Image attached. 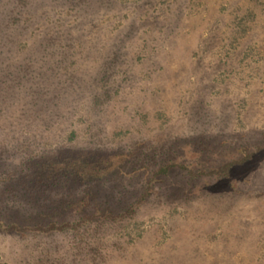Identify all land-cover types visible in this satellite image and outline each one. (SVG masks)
Returning a JSON list of instances; mask_svg holds the SVG:
<instances>
[{
  "label": "rangeland",
  "instance_id": "obj_1",
  "mask_svg": "<svg viewBox=\"0 0 264 264\" xmlns=\"http://www.w3.org/2000/svg\"><path fill=\"white\" fill-rule=\"evenodd\" d=\"M32 3L0 67V220L29 229L0 264H264V146L234 181L155 175L263 144L264 0Z\"/></svg>",
  "mask_w": 264,
  "mask_h": 264
},
{
  "label": "trees",
  "instance_id": "obj_2",
  "mask_svg": "<svg viewBox=\"0 0 264 264\" xmlns=\"http://www.w3.org/2000/svg\"><path fill=\"white\" fill-rule=\"evenodd\" d=\"M32 2H34V0H0V67L2 65V62L6 60L7 64L3 66L4 68L3 67L2 68L8 71L7 76L10 75L9 70L15 68V65L11 63V60H8L11 59L9 58V55L13 53V51L11 50V48L6 49L5 46L3 45L6 42L9 43L15 42L16 40L15 33L16 31L18 32V26H19L18 23L21 22L22 19L21 10H23L24 12L32 9L35 10V8L32 6L33 5ZM27 21H28L27 18L22 19V24L28 23ZM23 69L24 68H19V71H22ZM7 76L6 78H4V80L2 81L0 80V93H4L1 91V89L5 88L4 85L7 82V79H9L7 78ZM263 146H264V140L262 145H259L255 148H251V147L243 148L241 157L233 158L219 166H210L206 168L195 169L191 165H184L181 163H167L160 166L157 172L155 173V175L168 174L170 170L173 169L174 167H181L187 169L188 172L194 176H200V175L201 176L205 175L209 177L218 176V177H226L227 179H229V181H234L236 179V176L234 175V168L237 165L245 163L247 160L253 159L254 154L258 151H261L263 149ZM75 165L77 166L76 162ZM141 199H143V197H141ZM97 212L101 214L109 215L110 217L115 216L110 211L98 210ZM120 215H125V212L121 213ZM39 227L44 231H53L56 229H60L63 226H57V222H53L44 226L40 225ZM27 228L28 226L22 225L17 221H13L9 224H6L4 221L0 220V230L23 231L26 230Z\"/></svg>",
  "mask_w": 264,
  "mask_h": 264
}]
</instances>
